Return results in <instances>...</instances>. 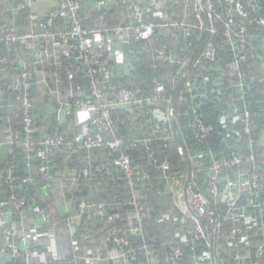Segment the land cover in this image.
Segmentation results:
<instances>
[{
	"label": "built area",
	"instance_id": "obj_1",
	"mask_svg": "<svg viewBox=\"0 0 264 264\" xmlns=\"http://www.w3.org/2000/svg\"><path fill=\"white\" fill-rule=\"evenodd\" d=\"M35 1L44 0H23L13 8L31 9ZM80 1L58 0V12L32 13L30 18L37 22L39 32L31 30L21 34L11 24H1L8 40L25 43L28 50H34L37 59L31 64L23 62L21 74L9 73L10 87L22 95L17 119L25 125L26 135L23 142L19 130L5 128L4 134L0 135V149L6 146L7 153H11L9 149L14 143L22 142L28 149L33 145V100L29 90L33 81L44 96L48 94L49 98H56L62 113L84 111L87 114L80 121L82 125L78 133L82 148L92 151L107 144L113 147L117 154L115 164L125 181L124 189L115 195L116 204L133 209L108 214L102 202L77 203L73 197H63L62 206H70L67 212L70 214L60 220L61 224L46 227L44 222L37 220L41 216V208L37 206L35 211L30 208L25 212L27 198L19 193L21 188L17 183L30 184L34 181L33 176H17L15 166L10 165L5 180L0 177V182L11 183L14 189L9 200L0 203V229L4 228V237L11 249V254L3 260L20 254L23 248L28 264H137L138 253L142 255L144 264H227L223 259V251L227 250L225 258H230L234 264H264V160L262 163L259 161L256 151L264 147V134L258 139L252 136L258 115L250 106L255 93L246 84V73L242 69L245 56H238V46L245 53L251 49L247 41L248 17L234 21L237 14L233 12L232 4L227 2L223 13L217 0H152L150 4L144 0H120L127 5L124 24L109 28L101 15L95 26L88 30L78 19ZM249 6L253 13L261 10L257 0H250ZM98 7L104 8L102 0ZM56 17L71 20L67 22L73 28L62 30L59 27L53 31ZM222 21L225 27L220 32L218 26ZM261 24H264V19ZM235 27L238 28V40L234 36ZM109 30L121 38L118 44L113 42L115 37L107 36L105 39L102 36ZM221 33L225 37L228 55L230 46L235 59L216 65L219 54L217 39ZM206 36L205 45L195 56V49ZM163 39H167L166 42L158 46L157 42ZM133 40H143L146 45L137 50L127 49L126 44ZM147 47L155 68L172 71L171 79H168L174 93L169 99L162 98L163 80H167V76L156 81L154 95L146 98H140L135 90L120 83L114 84L108 78L114 76L108 70L107 53L118 63L125 64L139 59ZM75 52L84 66L69 65L65 73L68 83L64 84L55 67L61 63V54L72 58ZM255 56L259 58L251 54L252 58ZM85 72L92 77V97L87 98L81 97L83 89L75 85L76 78ZM100 75L106 78L101 79ZM262 76L261 81L264 74ZM51 78L55 83L52 87ZM177 80L183 82L181 86H176ZM176 98L179 102L187 100L193 114L191 128L195 138L206 145L202 149L194 150L188 146L180 126H177V118L173 122L171 109L176 107ZM221 98L227 100L223 103ZM145 102L154 105L151 113L154 119L152 134L155 136H137L129 142L116 133L118 127L112 110L132 109ZM216 102L220 105L218 123L223 130V141L229 142L227 149L219 151L210 142L218 127L201 118L202 105ZM241 102L245 107L243 111L236 105ZM51 105L55 106V103ZM46 108H51L48 101ZM56 120L62 122L60 117ZM108 134L112 135V140L107 142ZM244 137L249 140L247 148L241 142ZM175 138L180 140L178 151L187 168L171 175V164L160 158L154 140L165 142L164 147H169ZM61 144L73 146L63 136L49 137L45 142L46 148L40 149L38 156L46 159L52 147ZM134 152L145 160L136 161ZM27 168L42 175L48 191L55 185H63V181H56L57 178L50 173L49 164L35 167L29 160ZM89 176L88 169L82 170L78 176L73 174L71 183L75 186L78 179H88ZM154 178L163 180L167 189L174 193L176 209L162 211L157 217L147 195L149 191L143 188ZM59 193L64 195V187ZM164 193L165 190H159L158 198ZM88 211H94L95 217L103 223L100 237L90 234L87 229L82 230L81 226L79 232L76 230L81 217ZM13 213L21 217L20 222L12 221ZM122 222L124 225H120ZM153 222L164 223L163 229L160 227L163 230L160 241L151 238L148 231L149 224ZM11 237L18 241H11ZM157 242H162L161 249L155 245ZM167 246L170 249L167 250Z\"/></svg>",
	"mask_w": 264,
	"mask_h": 264
},
{
	"label": "trees",
	"instance_id": "obj_2",
	"mask_svg": "<svg viewBox=\"0 0 264 264\" xmlns=\"http://www.w3.org/2000/svg\"><path fill=\"white\" fill-rule=\"evenodd\" d=\"M21 1L23 0H0V135L4 134L5 128L11 127L12 130H19L22 133L21 140L24 142V136L26 135L25 125L23 123L21 124L17 119V110H19L22 105V95L10 87L11 81L9 73L14 72L16 74H21L24 68L23 62L26 61L31 64L37 59V54L34 53V50H28L26 44L23 42H12L8 40L1 29V24L9 23L16 28L17 33L21 34L31 30L39 32L37 22L30 18L31 14L44 15L56 13L59 11V5L58 0H56V5L52 3L55 0H44L38 2L36 6L33 5L31 9L15 10L13 7ZM100 1L101 0L80 1L78 19L83 28L88 30L93 28L95 22L101 15L104 16L106 26L109 28L124 24L123 16L127 13V5H123L120 0H102L104 2V8H100L98 7ZM151 2L152 0H144V3L150 4ZM217 2L223 13L225 12V5L227 2L232 4L233 12L237 14V16L233 18L234 21H240L245 16L248 17L247 41L251 49L245 53L238 46V56L239 58L245 56V58L242 59V69L246 73V84L252 87L255 93V98H252L251 104L249 99V104L251 110L258 114L256 117V130L255 133L252 134L253 138L258 139L261 134H264V80L261 81L263 77L262 74H264L262 68L264 67V24H261L262 19H264V0H257L261 6V10L257 14L253 13L252 8L249 6L250 0H217ZM230 19L229 16V20ZM56 20L57 22L53 31L59 27H61L62 30H70L73 28L71 24H68V22H71L69 19L56 17ZM224 20H227V18H224ZM224 27V21L220 22L218 26L219 31L222 32ZM237 29L238 28L235 27L234 36L235 39L238 40L239 36L237 34ZM104 33L105 34L102 36L105 39H107V36L115 37V33L112 30ZM120 39V37H115L113 42L118 44ZM166 40L167 39H163L157 42V45H161V43L166 42ZM206 40L207 36L200 41L195 49V56L200 53ZM217 40L219 44V54L216 65H222L227 60H229V62L234 60L235 52L234 50H230L231 48L229 46L228 55V47L225 45V37L222 33ZM145 45L146 43L143 40H133L126 44V48L137 50L144 48ZM145 51L146 52L141 55L139 59H134L132 62L125 64L118 63L107 53L105 59L108 61V70L114 76L108 77L110 78L109 80L114 84L120 83L124 87L135 90L140 98H146L154 95L156 81L167 76V80H163L165 86L162 98H171L174 93L173 86H171V82L169 81L172 71L160 67L155 68L152 62V54L148 51V47ZM251 54H256L259 58H256V56L252 58ZM72 55V58H69L61 54V63L58 67H55V69L59 70L60 78L64 84L68 83L65 73L69 65L84 66L83 61L78 57L76 52ZM37 67L41 68L39 65ZM99 77L101 79L106 78L102 75ZM91 80L92 77L88 72L82 73V75L80 74L76 78L75 85L83 89L81 97H92V90L90 88ZM180 82L181 81L177 80L176 86H178V84L181 86L183 82ZM50 85L51 87L55 85L52 78L50 79ZM29 90L33 100L32 116L34 118V124H32L31 133L33 145L28 149L22 142L14 143L11 149H9V151H12L11 153H7L8 148L6 146L0 149V177H2L3 180H5L6 171L10 165L15 166V175L26 176L30 174L34 178V181L30 184H23L21 181L17 183L21 188L19 189V193L27 198V204L24 208L25 212L30 208L35 211V207H40L42 212L37 220L39 223L44 222L45 226L48 227L54 223L61 224L60 220L70 214L67 213L71 209L70 206H62V204H64V198L69 199L73 197L77 203L81 201L102 202L105 204L108 214L132 210L133 208L131 209L128 205L120 207L116 204L117 200L115 199V195L124 189L123 185L125 181L122 172L115 164L117 154L114 152L113 147L107 144L102 148H97L92 151H87L82 148L81 140L78 139L79 128L82 125V122H80L82 120L80 113L77 114L75 111L72 114H68L67 112L62 113L60 106L56 102V98L51 99L48 94L44 96L33 81L30 82ZM221 100L224 103L227 99L221 98ZM47 101L51 107L49 110L46 108ZM52 103H55V106H52ZM145 103L144 105H137L132 109L114 108L112 110L118 127L116 133L129 142L133 137L137 136H155L152 134V123L154 119L151 113L154 105L151 102ZM175 104V115L178 122L177 126H180L187 145L191 146L194 150L202 149V146L206 145L201 144L195 138L194 130L191 128L193 114L188 106L187 100L184 99L182 102H179L176 98ZM14 105L15 108H13ZM236 105L240 107L241 111L245 108L243 102ZM219 115L220 105H218L217 102L214 104L207 103L202 105L201 118L205 122L212 123L218 127L216 130L218 132L210 141L212 147L217 151L220 149H227L229 145V142L226 143L223 141V130L218 123ZM59 117L62 121L61 123L56 120ZM123 121H126V123L124 124ZM55 136H63L67 141L73 144L72 148H70L68 144L52 147L53 150L48 154L47 158L42 159L38 156L39 150L46 148L45 142L47 138ZM105 140L107 142L112 140V135H106ZM248 141L247 137H244L241 141L245 148H247ZM164 143L165 142L160 140H154V145L159 148L160 158L171 164L172 172L170 174L172 175L174 172L185 171L187 163L185 159L180 156L178 151L180 140L175 138L171 143H167L169 147H164ZM233 144H235V142H233ZM75 148L77 152H73ZM256 151L259 161L262 163L264 160V147H260ZM133 157L136 161L145 160V158L141 159V156L135 152L133 153ZM29 160L35 167L41 164L50 165V173L54 174L57 178L56 181H63V185L65 184V193L64 195L61 193L63 196L60 195L58 190H51L52 187L49 191L45 189V180L42 178V175L37 172H30L27 168V162H29ZM85 169L89 170V178L78 179L79 183L77 184V182H75L76 185L71 189V178L73 174L78 176L80 172ZM155 175L157 176V172H155ZM114 177H117V179H114ZM143 188L149 191L147 195L152 201L151 204L153 205L154 216H159V213L162 211H172L175 209L172 202V194L167 191L166 183L163 180L154 178L151 183L143 185ZM162 189L165 190V193L158 198L157 192ZM13 191L14 189L11 183L0 182V203L8 201ZM11 209L13 210V208ZM72 209H75V206ZM30 214L33 215L32 212H30ZM20 219L21 217L17 213H13L12 221L18 223ZM79 222L76 230L81 226L82 230L87 229L88 232L94 234L95 237H100L103 234V223L99 222L98 218L95 217L94 211L85 212ZM163 224L156 222L149 224L148 231L151 238H157L159 241L163 239V230H160V227L163 229ZM120 225H124V223L122 222ZM10 239L11 241H18L17 238L11 237ZM155 245L158 249H161L162 242H157ZM87 246H90V244L88 243ZM30 247V250H33V246ZM38 249L41 250L43 248L38 247ZM168 249H170L169 246H167V250ZM188 253L189 251L187 249V254ZM7 254H11V249L4 237V228H2L0 229L1 264H28L27 256L23 248L20 254L10 257L8 260H3ZM227 256V250L223 251L224 261H226L227 264H234L230 258H225ZM137 258V264H144L140 253L137 254Z\"/></svg>",
	"mask_w": 264,
	"mask_h": 264
},
{
	"label": "rangeland",
	"instance_id": "obj_3",
	"mask_svg": "<svg viewBox=\"0 0 264 264\" xmlns=\"http://www.w3.org/2000/svg\"><path fill=\"white\" fill-rule=\"evenodd\" d=\"M41 4H43V3H41ZM34 5L36 6V5H38V2H34ZM74 183H71V189H73L74 188ZM63 187H65V184L64 185H62V186H60V187H58V186H53V188L51 189V190H58L59 192H61V190L63 189ZM78 189H79V187H78ZM167 191L169 192V193H171L172 194V198H173V205H174V193L170 190V189H167ZM84 198V197H83ZM75 227V226H74Z\"/></svg>",
	"mask_w": 264,
	"mask_h": 264
},
{
	"label": "water",
	"instance_id": "obj_4",
	"mask_svg": "<svg viewBox=\"0 0 264 264\" xmlns=\"http://www.w3.org/2000/svg\"><path fill=\"white\" fill-rule=\"evenodd\" d=\"M174 109H175V106H172L171 117H172L173 122L175 123L176 122V116H175V113H174Z\"/></svg>",
	"mask_w": 264,
	"mask_h": 264
},
{
	"label": "crops",
	"instance_id": "obj_5",
	"mask_svg": "<svg viewBox=\"0 0 264 264\" xmlns=\"http://www.w3.org/2000/svg\"><path fill=\"white\" fill-rule=\"evenodd\" d=\"M52 3H53V5H56V0H55L54 2H52ZM50 6H51V5H50ZM50 6H49V7H50ZM38 7H39V6H38ZM79 113H80V115H81L83 118H86V117H87V114H85L84 111H80Z\"/></svg>",
	"mask_w": 264,
	"mask_h": 264
}]
</instances>
